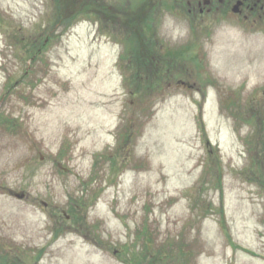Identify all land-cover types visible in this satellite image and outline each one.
Segmentation results:
<instances>
[{"label":"rangeland","instance_id":"374dc122","mask_svg":"<svg viewBox=\"0 0 264 264\" xmlns=\"http://www.w3.org/2000/svg\"><path fill=\"white\" fill-rule=\"evenodd\" d=\"M186 1L0 0V264H264V14Z\"/></svg>","mask_w":264,"mask_h":264},{"label":"flooded vegetation","instance_id":"af4514ba","mask_svg":"<svg viewBox=\"0 0 264 264\" xmlns=\"http://www.w3.org/2000/svg\"><path fill=\"white\" fill-rule=\"evenodd\" d=\"M186 4L189 9H199L201 13L203 9H210L213 13L218 9H230L232 12L237 9L238 12L233 13L240 15L246 21L264 14V0H187Z\"/></svg>","mask_w":264,"mask_h":264},{"label":"water","instance_id":"95a60500","mask_svg":"<svg viewBox=\"0 0 264 264\" xmlns=\"http://www.w3.org/2000/svg\"><path fill=\"white\" fill-rule=\"evenodd\" d=\"M235 11H237V9H235ZM19 197H20V198H23V195H20Z\"/></svg>","mask_w":264,"mask_h":264}]
</instances>
